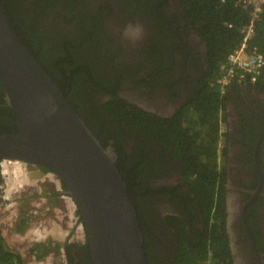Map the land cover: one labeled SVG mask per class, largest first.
Masks as SVG:
<instances>
[{"label":"flooded vegetation","instance_id":"1","mask_svg":"<svg viewBox=\"0 0 264 264\" xmlns=\"http://www.w3.org/2000/svg\"><path fill=\"white\" fill-rule=\"evenodd\" d=\"M42 12L41 33L32 29L42 69L91 118L103 138L121 147L125 170L134 166L138 174L141 194L136 213L145 264H174L188 251L199 255L211 244L220 261L215 263L209 250L207 264H264L262 85L233 83L220 94L213 181L197 176L196 182L172 153L169 139L181 133L187 107L208 73L207 45L199 24L177 0H59L57 7L45 6ZM85 32L89 37H81ZM65 53L71 58L70 72L62 65ZM114 100L148 114L149 124L132 129L116 121L103 109ZM207 185H214L216 191L213 207ZM5 191L0 174V210L6 206ZM9 215L7 211L1 218ZM26 228L20 222L14 226L20 234ZM1 242L3 249L16 252L5 239ZM33 244L28 264H40L50 254L39 257L37 245L57 256V244L63 246L64 264H92L84 244L66 247L51 239Z\"/></svg>","mask_w":264,"mask_h":264},{"label":"water","instance_id":"2","mask_svg":"<svg viewBox=\"0 0 264 264\" xmlns=\"http://www.w3.org/2000/svg\"><path fill=\"white\" fill-rule=\"evenodd\" d=\"M0 84L18 128L0 134V161L26 163V178L39 179L46 170L59 179L81 217L92 264H145L118 153L101 145L33 58L1 0Z\"/></svg>","mask_w":264,"mask_h":264},{"label":"trees","instance_id":"3","mask_svg":"<svg viewBox=\"0 0 264 264\" xmlns=\"http://www.w3.org/2000/svg\"><path fill=\"white\" fill-rule=\"evenodd\" d=\"M139 1L141 3V0ZM177 1L192 22L199 24L201 37L207 45L206 59L209 64L207 76L203 86L199 90L198 96L187 107L183 118L184 121L180 125L181 133H177L179 126L176 127L174 133H177L176 135L178 136L176 138L171 137L169 142L173 146L171 148L172 153L175 154L185 169L188 168L187 175L193 178V181L197 182L198 177L203 181L204 178L206 181H213L211 177L216 169L217 148L220 136L218 122L222 101L218 88L215 85V78L219 75L220 64L226 60L229 53L238 47L241 40L240 28L247 22L249 13L242 7L236 5L234 0H225L223 2L221 0ZM1 2L13 29L33 58L38 60L37 63L42 68L43 64L39 59L36 48H39V45L32 38V29L37 31L38 28L41 29L40 23L42 19L40 15L43 14L42 8L45 6L57 7L59 0H1ZM30 4H34L32 8L23 6ZM71 20L72 18L68 21ZM39 33L41 32L38 31L37 34ZM81 37H89V33L85 32ZM250 44L252 47L257 48V51L264 57V6L260 15V21L256 25L255 35ZM66 47L69 49V56L72 58L70 46L67 44ZM65 55L68 61L65 60L62 65L70 72L72 71V65L69 64L71 58L66 53ZM256 84L262 85V88H264V66ZM64 97L67 98L66 96ZM67 101L103 147L108 149L116 148V151L120 155L116 162L117 168L127 183L130 199L135 209L138 210L137 199L141 191L139 190V178L137 176L138 174L136 175L135 167L131 166L126 171V167L122 165L123 156L121 155V151H124L121 147L119 145L112 146L113 144L103 138L101 132L97 131L99 128L93 126L91 118L88 120L71 100L67 98ZM103 109L116 121L132 129H138L139 127L143 129L145 128V124H149V121L146 119V117H149L148 114L142 112L137 107L130 106L124 101L118 102L114 100L113 102L106 103ZM144 120L146 123H144ZM17 131L16 121L5 101L4 92L0 84V134L15 133ZM164 137L168 140L167 136ZM206 187L210 188L207 192L211 193L209 198H211V207H213L217 201L214 185H207ZM77 217L81 222L79 213H77ZM25 221V218L22 219L20 226L25 227ZM2 240L3 238L0 234V264H23V259L19 253L9 248L3 249L2 245L4 243L1 242ZM84 246L89 249L87 239ZM37 248L39 257H45L50 250L47 247H43L42 250L44 252L42 253V250H39V245H37ZM56 248H59L58 244ZM209 250H211L213 261L215 263L220 261L214 256L215 247L211 244L210 247L206 246V251L199 253V255L194 250L188 251L184 257H177L174 264H207L209 261ZM222 256L226 258V255Z\"/></svg>","mask_w":264,"mask_h":264},{"label":"rangeland","instance_id":"4","mask_svg":"<svg viewBox=\"0 0 264 264\" xmlns=\"http://www.w3.org/2000/svg\"><path fill=\"white\" fill-rule=\"evenodd\" d=\"M34 184L32 182L30 186L25 187L21 192H13L11 195H7V197L12 195L13 197L10 200L6 199V206L0 210L1 217L5 214V211L10 210V207H7L8 204L13 203L12 208L16 210L18 219L11 225H8L9 222L7 220L0 218V228L7 244L25 259V264H28L27 256H31L28 255V252L30 247L34 245L33 243L51 239L56 244H62L66 240L63 233L64 230L76 228L79 222H75V216L71 213L73 205L69 203L68 199H59L56 196L48 198L47 195L46 197L44 195L40 197V191ZM45 185L50 188V190L48 189L50 196H52L51 192H54V189L59 188L55 182H46ZM24 216L28 218L26 221L28 232L24 230L25 232L22 231L20 234L14 230V226L18 225V222H21ZM37 230L43 231L44 235L40 237L35 236L33 231ZM51 260V257L47 259L43 258L41 264H50Z\"/></svg>","mask_w":264,"mask_h":264},{"label":"built area","instance_id":"5","mask_svg":"<svg viewBox=\"0 0 264 264\" xmlns=\"http://www.w3.org/2000/svg\"><path fill=\"white\" fill-rule=\"evenodd\" d=\"M222 2L225 0H221ZM235 4L248 11L249 16L247 22L240 28L241 40L236 49L228 54L226 60L220 64L219 75L215 78V85L219 94H222L231 84H239L247 82L255 84L261 74L264 66V57L257 51V48L251 46V40L256 32V25L260 21V15L263 10L264 0H234ZM15 162V161H14ZM13 161L2 160L0 163L2 169ZM23 164L22 162H18ZM24 165V164H23ZM25 168V167H24ZM48 178L49 181L55 182L59 186V181L50 172H47L41 178L43 181ZM69 202L74 203L68 198ZM82 240L83 234L79 229L75 230L72 239Z\"/></svg>","mask_w":264,"mask_h":264},{"label":"clouds","instance_id":"6","mask_svg":"<svg viewBox=\"0 0 264 264\" xmlns=\"http://www.w3.org/2000/svg\"><path fill=\"white\" fill-rule=\"evenodd\" d=\"M1 162H2V160H1ZM0 162V163H1ZM23 163V162H22ZM24 164V167H25V170H27V164L26 163H23ZM29 172V171H28ZM47 172H49V171H46V170H44L43 171V175L45 174V173H47ZM51 173V172H50ZM0 174H1V176H2V171H1V168H0ZM53 174V173H52ZM43 175H42V177H43ZM54 175V174H53ZM55 176V175H54ZM3 177V176H2ZM41 177V178H42ZM56 177V176H55ZM41 178H39V179H37L36 177H31V178H26L28 181H30V182H34L35 184V186L37 187V189L40 191V197H42L43 195L46 197V195L48 196V198H53V197H58L59 199H61V198H66V199H68L69 197L67 196V195H65L64 193H63V187H62V185H60V181H59V179L57 178V180L59 181V188H56V189H54V192H51V194H52V196H50V194L48 193V189L50 190V188H48L45 184H46V182H51V181H49V179L48 178H45L43 181H41ZM3 183H4V185H5V187H7V184H6V182H5V179L3 178ZM46 193H48V194H46ZM5 194H6V191H5V193H4V197H5ZM5 200H6V197H5ZM74 206H75V204H74ZM55 207V206H54ZM5 212H7V211H5ZM71 213L72 214H74V218H75V222H78L79 220H78V217H77V211H76V206L74 207V208H72V211H71ZM17 219H18V217H17ZM16 219V220H17ZM15 220V221H16ZM0 221H1V219H0ZM14 221V222H15ZM79 229V232L81 231L82 232V234H83V238H82V240H76V238L75 239H72V235L74 234V232H75V230H78ZM64 235H65V237H66V240L64 241V243H66V244H68V245H74V244H79V245H83V244H85V241H86V239H87V237H86V232H85V229H84V226H83V223H82V221L80 222H78V225H77V227L76 228H71V230H64ZM3 239H4V234H3ZM62 247L63 246H60L58 249H57V256H54L53 257V254H52V251L51 250H49L48 251V253H50V255H48V257H51L52 258V260L49 262L50 264H56V262H58L59 264H64L65 263V256H64V253H63V249H62ZM59 249H60V251H59ZM22 257V256H21ZM47 257V258H48ZM53 258H55V259H53ZM22 259H23V257H22ZM41 259H43V258H41ZM23 264H25V259H23ZM41 264V263H40ZM43 264V263H42Z\"/></svg>","mask_w":264,"mask_h":264},{"label":"bare ground","instance_id":"7","mask_svg":"<svg viewBox=\"0 0 264 264\" xmlns=\"http://www.w3.org/2000/svg\"><path fill=\"white\" fill-rule=\"evenodd\" d=\"M2 170H3L2 176L4 179L6 178L5 179V182L7 184L6 199H8V200H10L13 197V195L9 196V197H7V195H11L13 192H15V193L21 192V190L23 188L30 186L32 183L26 179L27 172L24 168V165L18 163L17 161H15L12 165L10 163H8ZM12 205H13V203L8 204L7 207H10V210L8 211V212H10V215L7 218H4L5 220H7L9 222L8 225H11L18 217L16 210L14 208H12L13 207ZM68 206H69V204H68ZM33 233L37 237L44 235V232L43 231L41 232L39 230L33 231ZM24 234H26V233H24Z\"/></svg>","mask_w":264,"mask_h":264}]
</instances>
